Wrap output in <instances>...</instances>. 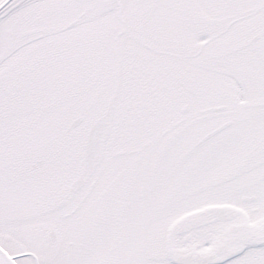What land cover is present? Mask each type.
<instances>
[{
    "label": "snow or ice",
    "instance_id": "snow-or-ice-1",
    "mask_svg": "<svg viewBox=\"0 0 264 264\" xmlns=\"http://www.w3.org/2000/svg\"><path fill=\"white\" fill-rule=\"evenodd\" d=\"M0 264H264V0H0Z\"/></svg>",
    "mask_w": 264,
    "mask_h": 264
}]
</instances>
